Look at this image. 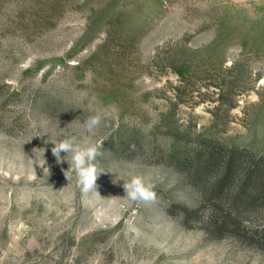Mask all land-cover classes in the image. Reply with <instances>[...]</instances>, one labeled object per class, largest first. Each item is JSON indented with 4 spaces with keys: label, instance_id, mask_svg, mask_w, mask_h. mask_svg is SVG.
I'll use <instances>...</instances> for the list:
<instances>
[{
    "label": "rangeland",
    "instance_id": "rangeland-1",
    "mask_svg": "<svg viewBox=\"0 0 264 264\" xmlns=\"http://www.w3.org/2000/svg\"><path fill=\"white\" fill-rule=\"evenodd\" d=\"M97 113L100 196L51 151ZM202 138L264 155V0H0V264H264V212L238 237L172 209L202 205Z\"/></svg>",
    "mask_w": 264,
    "mask_h": 264
},
{
    "label": "trees",
    "instance_id": "trees-1",
    "mask_svg": "<svg viewBox=\"0 0 264 264\" xmlns=\"http://www.w3.org/2000/svg\"><path fill=\"white\" fill-rule=\"evenodd\" d=\"M187 176L200 187L202 205L182 209L186 221H201L207 234H258L247 226L248 216L264 212V155L229 147L211 138L198 142Z\"/></svg>",
    "mask_w": 264,
    "mask_h": 264
},
{
    "label": "clouds",
    "instance_id": "clouds-1",
    "mask_svg": "<svg viewBox=\"0 0 264 264\" xmlns=\"http://www.w3.org/2000/svg\"><path fill=\"white\" fill-rule=\"evenodd\" d=\"M103 120L104 117L100 113L91 115L83 120L82 127L88 135L82 142H78L75 137L51 141L54 144L51 151L57 163L66 160L69 165L64 173L67 180L71 182L74 175L76 185L83 193L95 191L98 194L96 181L102 171L97 168L95 161L97 156L100 155L99 149L102 141L94 142L91 138L96 135ZM61 152L66 153V156L61 157ZM45 163L46 161L43 159L39 165L43 167ZM44 172L49 173L48 168H44ZM117 180H123L125 191L123 198L128 201L141 202L154 201L156 199L155 185L140 174L129 172L126 178L121 177Z\"/></svg>",
    "mask_w": 264,
    "mask_h": 264
}]
</instances>
